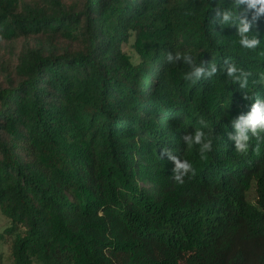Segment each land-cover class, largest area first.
Returning a JSON list of instances; mask_svg holds the SVG:
<instances>
[{"label": "trees", "instance_id": "obj_1", "mask_svg": "<svg viewBox=\"0 0 264 264\" xmlns=\"http://www.w3.org/2000/svg\"><path fill=\"white\" fill-rule=\"evenodd\" d=\"M233 4L0 0V238L15 264H264V133L245 155L229 138L264 101V17L245 49L220 25ZM197 127L204 160L183 140ZM165 148L196 175L177 183Z\"/></svg>", "mask_w": 264, "mask_h": 264}, {"label": "clouds", "instance_id": "obj_2", "mask_svg": "<svg viewBox=\"0 0 264 264\" xmlns=\"http://www.w3.org/2000/svg\"><path fill=\"white\" fill-rule=\"evenodd\" d=\"M243 6V8H242ZM242 8V14H241ZM251 13V20L248 19V14ZM220 15V13H218ZM264 17V0H234L233 7L229 10L223 11L220 25H231L236 27V34L239 37V44L248 50L257 49L261 41L257 38V34L249 35L252 30V24ZM264 54V53H262ZM169 61L173 59H181L180 53H177L175 58L169 54ZM185 63L193 64L192 58L185 54L183 56ZM240 73L237 75V73ZM217 73V66L212 64L211 70L206 73L207 76H212ZM227 77L232 82H239L240 87L244 88L248 84L247 77L250 73L236 67L234 64H228L226 67ZM205 75V69L202 66H194L193 71L189 73L185 78L192 80L195 83L202 76ZM260 82L264 83V75L261 76ZM255 94H245L244 98L252 100ZM234 128L236 129L235 135L229 133V138L235 141V151L237 154L245 155L249 151L250 142L255 138H259L261 133H264V101L256 97L255 102L252 104L251 110L247 115H241L238 119L232 121ZM199 124L203 127H207L204 119L199 120ZM189 148L194 145H200L199 152L202 160L207 159V153H210L213 149L212 136L206 134L202 128L197 127L194 134H186L183 137ZM258 151V147L256 149ZM167 155V157L175 163L173 169L174 180L177 183L183 184L184 177L188 176L189 179L196 175L195 168L188 160H181L172 153L169 149L165 148L161 153V156Z\"/></svg>", "mask_w": 264, "mask_h": 264}, {"label": "rangeland", "instance_id": "obj_3", "mask_svg": "<svg viewBox=\"0 0 264 264\" xmlns=\"http://www.w3.org/2000/svg\"><path fill=\"white\" fill-rule=\"evenodd\" d=\"M6 57H9L8 53ZM6 226H7V219L0 211V236H1V231H3ZM0 264H15L14 259L10 254L8 242H6V239H2V238H0Z\"/></svg>", "mask_w": 264, "mask_h": 264}]
</instances>
